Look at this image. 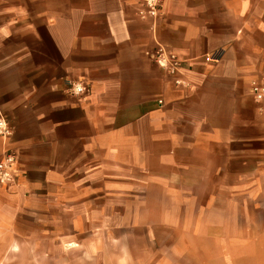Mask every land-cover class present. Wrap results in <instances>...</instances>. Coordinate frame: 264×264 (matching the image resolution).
Returning a JSON list of instances; mask_svg holds the SVG:
<instances>
[{"label":"crops","instance_id":"0c3cea01","mask_svg":"<svg viewBox=\"0 0 264 264\" xmlns=\"http://www.w3.org/2000/svg\"><path fill=\"white\" fill-rule=\"evenodd\" d=\"M139 10L138 0H0V120L10 128L0 159L12 150L24 173L14 191L0 185V223L31 198H85L137 157L151 172L153 154L164 164L174 152L173 179L191 171L193 185L209 181L194 171L242 172L251 155L264 170V101L250 92L264 79V0H163L156 35L183 60L182 87L147 54L155 35ZM69 77L91 92H67Z\"/></svg>","mask_w":264,"mask_h":264},{"label":"rangeland","instance_id":"374dc122","mask_svg":"<svg viewBox=\"0 0 264 264\" xmlns=\"http://www.w3.org/2000/svg\"><path fill=\"white\" fill-rule=\"evenodd\" d=\"M153 42L149 51L157 47ZM159 100L156 94L157 122L163 115ZM206 157L198 156L196 164L202 168ZM175 158L171 152L161 164L153 154L147 172L137 157L133 169L105 171L103 186L71 202L31 198L13 222L0 223V264H264V170L256 166L258 156H249V169L242 172L194 171L192 178L209 179L199 185L192 184L191 171L178 170L181 177L173 179V167L181 166Z\"/></svg>","mask_w":264,"mask_h":264},{"label":"built area","instance_id":"2783aa9c","mask_svg":"<svg viewBox=\"0 0 264 264\" xmlns=\"http://www.w3.org/2000/svg\"><path fill=\"white\" fill-rule=\"evenodd\" d=\"M140 4L139 16L142 19L151 20V29L153 31L154 40L157 43L155 51H147V54L152 60L166 69L170 74H173L176 84H184L185 81L181 77L183 71V60L179 55L161 43L156 35L158 19L162 14L163 0H138ZM207 60H217L218 56L209 54ZM66 90L74 96H83L90 90L88 84L78 82L74 79L66 80ZM250 92L257 102L264 101V79H253L250 84ZM163 103V100H159ZM0 133L4 136L10 133V128L5 120H0ZM24 173L21 172L16 154L5 149L2 159H0V185L6 187L10 191H14L20 184L21 177Z\"/></svg>","mask_w":264,"mask_h":264}]
</instances>
